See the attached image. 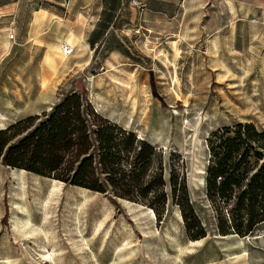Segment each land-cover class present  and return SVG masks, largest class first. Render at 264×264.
<instances>
[{"label": "rangeland", "instance_id": "obj_1", "mask_svg": "<svg viewBox=\"0 0 264 264\" xmlns=\"http://www.w3.org/2000/svg\"><path fill=\"white\" fill-rule=\"evenodd\" d=\"M213 24L192 22L191 29L210 26L212 31L219 23ZM126 27L125 57L104 52L92 66L74 68L61 54L59 93H83L104 117L135 132L166 157L181 155L191 203L213 237L218 231L206 195L207 138L248 117L264 123V50L255 43L252 52L234 53L236 62L224 55L226 67L215 72L216 63L201 51V37L181 39L130 21ZM109 46L116 49L117 42ZM250 57L254 75L249 78L245 70ZM10 68L4 70L9 76ZM35 70L27 65L17 72L30 76ZM44 71L49 76L51 70ZM9 99L0 94V128L18 119L13 110L7 111V104L11 109L18 105ZM17 174L20 171L0 164V264H119L123 258H118V249L125 257L120 264H171L178 257L183 219L171 200L155 224L140 205L70 185L56 188L58 183L49 179H43L37 197L31 180L35 177L28 174L25 186ZM22 193L31 220L15 202ZM91 242L93 256L86 251Z\"/></svg>", "mask_w": 264, "mask_h": 264}, {"label": "crops", "instance_id": "obj_2", "mask_svg": "<svg viewBox=\"0 0 264 264\" xmlns=\"http://www.w3.org/2000/svg\"><path fill=\"white\" fill-rule=\"evenodd\" d=\"M130 1L0 0V85L13 84L12 88L0 87V94H5L9 100L18 103L15 109H11V104L6 106L7 111L13 110L18 119L0 130L26 118L42 116L50 112L65 95L80 93H59L63 51L65 61L73 64L74 68L92 66L104 52L107 55L121 54L125 57L126 37L130 31L126 27L127 21L137 23L150 32H165L181 39L201 37V51L216 63L215 72H221L220 69L226 67L224 55L236 62V54L254 51L255 43L264 50V0H139L146 4L142 11L132 7ZM192 22H212L213 26L218 22L219 25L212 31L210 26L192 30ZM227 37L230 40L225 39ZM111 41L117 42L116 49L110 48ZM241 43L245 44L243 49L239 48ZM67 49L72 52L68 54ZM252 60L253 57L247 60L245 77L254 75ZM27 65L36 68L30 76L17 72L21 66ZM10 67L13 69L11 76L4 71ZM46 68L51 70L49 76L45 74ZM229 75L230 78L233 77L230 73ZM233 75L237 76V73ZM237 122H253L264 129V123L252 117ZM15 170L20 171L17 176L18 179L23 178L25 186L28 185V174L35 177L31 180L37 189L36 194L44 185L43 179H48ZM52 182L58 183L57 188L59 184H65L55 180ZM23 195L24 193L21 194L22 199H16L15 202L21 203L26 209L21 211L28 213L24 217L31 220V210ZM36 196L39 197L38 194ZM142 207L147 210L143 212L148 215L147 219L156 224L155 212ZM92 248L93 242L86 251L93 256ZM177 249L178 257L171 264H264V223L243 238L215 233L213 237L208 234L196 241L189 239L183 223L181 244ZM118 252V258H123L122 262L124 252L120 249Z\"/></svg>", "mask_w": 264, "mask_h": 264}, {"label": "trees", "instance_id": "obj_3", "mask_svg": "<svg viewBox=\"0 0 264 264\" xmlns=\"http://www.w3.org/2000/svg\"><path fill=\"white\" fill-rule=\"evenodd\" d=\"M207 200L222 236L246 237L264 223V129L236 122L210 133ZM0 164L152 209L162 221L178 206L191 241L207 230L189 195L181 155L104 117L83 93H69L50 112L0 130Z\"/></svg>", "mask_w": 264, "mask_h": 264}, {"label": "built area", "instance_id": "obj_4", "mask_svg": "<svg viewBox=\"0 0 264 264\" xmlns=\"http://www.w3.org/2000/svg\"><path fill=\"white\" fill-rule=\"evenodd\" d=\"M130 5L132 7H134V8H137V9L141 10V11L146 8V4L141 2V1H139V0H131L130 1ZM10 38L13 39V36H10ZM66 52L68 54H70L72 52V50L71 49H67Z\"/></svg>", "mask_w": 264, "mask_h": 264}, {"label": "bare ground", "instance_id": "obj_5", "mask_svg": "<svg viewBox=\"0 0 264 264\" xmlns=\"http://www.w3.org/2000/svg\"><path fill=\"white\" fill-rule=\"evenodd\" d=\"M55 49H56V48H55ZM57 50L59 51V49H57ZM57 50H56V51H57ZM62 51H63V49H62ZM54 52H55V51H54ZM63 52H64V51H63ZM58 53H61V52H58ZM58 53H57V55H58ZM61 54H63V53H61ZM58 56H60V55H58ZM62 56L64 57V55H62ZM60 58H61V57H60ZM61 60H62V59H61ZM3 116H5V115H3ZM1 118L3 119V117H1ZM0 124H3V121H2V120L0 121ZM18 180H19V179H18ZM22 183L24 184V182H22ZM20 184H21V183H20ZM55 187H56V185H55ZM57 187H58V186H57ZM57 187H56V188H57ZM25 204H26V203H25ZM25 207H26V205H25ZM21 208H22V207H21Z\"/></svg>", "mask_w": 264, "mask_h": 264}]
</instances>
